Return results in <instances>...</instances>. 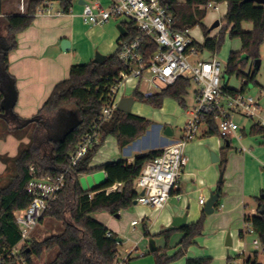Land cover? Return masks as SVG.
<instances>
[{
    "label": "trees",
    "instance_id": "1",
    "mask_svg": "<svg viewBox=\"0 0 264 264\" xmlns=\"http://www.w3.org/2000/svg\"><path fill=\"white\" fill-rule=\"evenodd\" d=\"M47 0H30L26 14H12L3 16V2L0 0V24L6 22L7 32L0 35V118L14 115L19 123L27 119L21 118L15 112L17 100L16 78L9 71V53L17 46V36L20 32L30 27L34 21L38 7ZM60 6L65 13H69L73 7V0H59ZM168 6L174 15V28L185 31L199 26L204 34L203 44L195 41L194 46L200 49H208L216 54L220 51L226 33L229 32L231 39H240L241 49L232 51L225 65V77L231 79L234 75L242 81L241 88L226 86L225 90L230 94L245 92L251 84H258L256 76L259 70L254 67V62L260 58V48L264 43V4H258L246 0H160ZM210 2H226L227 13L223 24L217 35L211 36L212 30L205 24L208 10L203 8ZM2 16V17H1ZM244 22L253 23L251 31L243 29ZM126 33L121 34L118 50L107 55L103 63L91 61L87 64H74L69 72L68 78L59 82L53 89L51 95L44 103L34 118V130L30 135V141L20 144L19 153L13 160V173L0 175V250L8 249L16 245L20 240L19 226L16 222L14 212L29 207L32 196L28 193V184L32 179L31 167L40 175H51L53 177L65 173V184L58 193V198L52 203L50 210L44 212L41 220L51 217L61 221L64 230L60 234L51 235L42 241L31 240L23 250L26 264H34V257H41L45 251L58 250L56 258L47 264H119V244L114 233L105 224L95 219L92 214L107 211L112 215L118 214L135 204L139 192L135 187V180L140 175L146 162L161 154V150L150 151L146 154L136 156L132 162L119 160L103 164L99 167H90V164L102 147L106 138L114 136L120 148L126 146L143 136L153 121L133 113L115 110L109 121L102 125L100 140L95 143L88 152L80 158L74 167L69 169L72 159L71 154L75 152L82 142L85 134L98 120L103 105L110 99V94L115 85L119 83L121 73L129 71L119 58L121 42L133 41L141 35L134 22H122ZM158 45L155 39L144 37L140 53L148 61L157 51ZM248 69L249 71H247ZM192 83L190 79L181 78L175 85L163 89L161 92L146 96L136 88L133 93L135 101L153 105L161 108L166 98H172L184 108L187 107L185 97ZM75 107L79 122L71 130L65 128L66 117H61L62 123L56 125L43 117L45 113H63L69 107ZM209 130L207 136L219 135L215 118L208 119ZM12 130L10 129L8 133ZM251 134L264 139V127L254 124ZM245 135V132H244ZM2 137L0 136V139ZM226 143H231L230 138H225ZM264 143V142H263ZM221 150L220 167L222 181L218 188L221 189L224 171L227 168V148ZM96 170L106 173L104 182H100L91 191H86L81 186V176ZM5 180L3 184L2 181ZM121 183V190H111L115 184ZM258 213L246 215V223H251L261 245L264 246V197H254ZM219 203L216 208H218ZM200 218L191 224L180 227H171L162 232L168 246L171 235L182 232L183 238L180 242L181 248L168 256L163 250L154 251L156 255L155 264H169L171 261L185 255L194 239L203 235L207 214L202 212ZM147 234L149 235L148 231ZM239 236L245 237L243 230ZM29 249V250H27ZM253 256L245 259V264H260L259 252L253 250ZM241 258V256H238ZM211 257L188 258L186 264H211ZM7 264H17L9 262Z\"/></svg>",
    "mask_w": 264,
    "mask_h": 264
},
{
    "label": "built area",
    "instance_id": "2",
    "mask_svg": "<svg viewBox=\"0 0 264 264\" xmlns=\"http://www.w3.org/2000/svg\"><path fill=\"white\" fill-rule=\"evenodd\" d=\"M220 5V3L210 2L203 8L218 12ZM52 12L51 0L45 1L38 8L39 14ZM57 14L61 12L58 11ZM121 18H125L128 23L134 22L141 33L131 42H121L122 50L119 58L128 66L129 71L121 73L119 83L113 87L110 99L103 105L98 120L85 134L77 150L71 154L72 163L69 169L79 163L80 158L99 142L102 125L111 119L120 100L124 97L119 96L123 81L133 78L137 82V89L144 84L147 92L143 93L149 96L175 85L181 78L190 79L191 83L197 85L196 102L192 110L188 112L189 118L183 126V138L160 149L161 154L147 161L135 180V187L139 192L137 203L159 210L166 207L173 191L179 186L184 167L188 163L185 153L186 144L197 138L202 126L205 125L209 130V118H215L220 137L242 138L243 135H238L241 126L235 117L240 115L249 119L257 118L258 121L255 124L264 127L263 108L259 99L248 95L246 91L233 95L225 90L230 79L227 80L225 77V64L218 59L219 53L213 54L208 49L194 46L197 40L191 34V29L176 30L174 15L160 0H111L107 7L100 4L96 6L84 4L83 20L86 24H104L111 19ZM144 37L155 39L158 45L157 51L148 61L140 53ZM261 96L264 97V90L261 91ZM31 174L33 177L27 190L32 196V201L28 208L14 212L19 226L20 240L13 247L0 250V264L13 261L17 264H26L23 250L33 239L32 233L40 223L44 212L50 210L65 184V173L57 177L40 175L31 167ZM115 189L121 190L122 184L118 183L111 187V190ZM141 191H144L143 195L140 194ZM200 203L204 204L205 199H200ZM138 222L134 220L132 225L135 226ZM243 231L245 235L257 234L251 223H246ZM107 235L112 237L114 233L108 232ZM253 246L259 255L260 253L264 255V246L261 245L258 237L253 240ZM238 256L241 258L234 260L233 264H245V259L253 256V252L248 254L244 249ZM259 263L264 264L262 261Z\"/></svg>",
    "mask_w": 264,
    "mask_h": 264
},
{
    "label": "crops",
    "instance_id": "3",
    "mask_svg": "<svg viewBox=\"0 0 264 264\" xmlns=\"http://www.w3.org/2000/svg\"><path fill=\"white\" fill-rule=\"evenodd\" d=\"M179 1L184 2L185 0ZM110 2L111 0H79L76 3L75 0H73V7L69 13H65L61 6H58L55 10H53L51 14H39L37 9L32 25L18 34L17 46L9 53V71L16 78L17 100L15 106L18 111V116L27 119L37 115L39 110L51 95L54 87L59 82L68 78L70 69L74 64H87L93 61L97 52L104 55H109L118 50L119 40L122 34L118 29L119 24L116 25L115 22L118 19H114V21L110 20L107 23L98 25H89L83 20L84 4L87 3L94 6L100 4L101 6L107 7L109 6ZM29 3L30 0H4L3 16L12 14H26ZM220 4V12L222 13V16H225L228 5L226 2ZM58 11H60L61 14H57ZM222 18L223 17L220 18L219 15L213 12L210 20H212V24L215 21L220 20L219 27H221ZM205 20L207 21V16ZM122 22L126 21L122 20ZM219 27L218 29L216 28L215 34H211V36H215L219 33ZM252 28L253 23H243L244 30L251 31ZM63 40H68L70 42L71 46L67 51L62 49ZM197 41L199 43H203L204 39L202 41ZM130 95H133V93L126 96ZM192 108L186 110L187 115L188 112L192 110ZM166 126L154 122L152 125L153 128L149 127L157 132L156 143L152 147L140 148L135 146L136 142L142 137L130 142L122 148H120L118 145L117 139L116 142L111 143L106 149H102L101 147L97 152L98 154L100 153V156L96 157V160H94L95 157L93 158L90 167L95 168L103 164L119 160H127L128 162H132L136 156L146 154L150 151L160 150L163 147L174 144L183 138L182 137L179 140L174 139L173 136L175 132L170 126V132L172 131V134L166 135L165 132H163V130L166 129ZM204 127L205 128L199 132L200 134H198L197 138L188 142L185 146V153L188 152V166L186 165L184 167L179 186L173 191L168 201V203L172 205L173 201L184 199V205H187L186 207L188 208V211L185 214V225L196 222L200 216H202L201 214L202 212H205L204 207L210 198V194L215 192L218 188L219 171L217 168H215V166L211 165L212 153H216V155H218V157L221 159L222 148L229 145V148L232 147L231 143H226V140L220 137L218 134L217 136L208 137L205 134L208 131V128L205 125ZM151 129L149 131H152ZM25 136L26 135L23 137ZM234 138L239 142L244 139L243 136L242 138L235 136L230 138L231 142ZM19 140L20 139L14 142V144L10 146L12 148H8V150L12 151L13 153L16 149H19V144H21ZM26 142H28V140H25V143ZM263 142L264 139L262 138L261 144H263ZM3 149L2 151H5ZM229 151L230 152L227 155L228 163L226 175H229L228 178L232 176L233 179L238 183H234L232 180L229 181L227 184L228 188L225 193H227V195L229 193L231 196L228 195L223 199L224 201L222 202L221 199L223 195L221 194L220 199L215 204L214 213L206 214L210 220L209 224L212 221V217L225 219V215L228 213H231V218L229 221L226 220V225L234 219L243 217L241 220L243 221L241 226L245 225L246 228V215H256L258 213V207L254 202V206L252 207L251 211L246 212L245 207L247 205L243 199L244 193L254 197H260L261 195H264V147L263 145L253 146L251 144H243L239 149V152H235L233 150ZM3 162H6L5 159L0 162V174L6 167ZM261 168L263 173L259 175L257 179L255 176L257 173H260ZM102 172L104 173L106 179V173L104 171ZM247 175H249L251 178L248 180V185L246 183V178H248ZM200 199H205V203L201 204ZM218 203L219 206L216 208ZM226 204L231 205L232 208L225 212L223 209L225 208ZM163 209H159L158 212H161V218L163 219L165 227H167L164 229L165 231L173 227L171 224L173 215L181 214L175 210L162 211ZM144 212L145 211H143V213ZM92 216L110 228V230L117 235V238H120L118 236L120 230L119 228L115 229L117 223L114 222L117 214L112 216V214L109 213H101L103 218L100 217L99 213L92 214ZM119 217L121 216L119 215L117 218ZM43 220H41L40 223L43 222ZM239 224L240 223L238 222V225ZM137 225H139V222ZM137 225L132 226L136 227ZM63 230L60 233H62ZM241 230L243 229H240L239 233ZM200 237L201 236L195 238L194 243H196ZM182 238L183 235L177 243L176 252L179 250V248H181L180 242ZM120 239V243H122L123 240L122 238ZM156 246L157 249L163 247L159 244ZM147 249L149 252H151L150 244L148 245ZM54 250H56V253L51 261H53L58 254V250ZM131 257L132 252L129 253L127 259L124 261L130 262L129 260H131ZM199 257L212 258V256L209 255H200L195 257H187L186 261L188 258Z\"/></svg>",
    "mask_w": 264,
    "mask_h": 264
},
{
    "label": "rangeland",
    "instance_id": "4",
    "mask_svg": "<svg viewBox=\"0 0 264 264\" xmlns=\"http://www.w3.org/2000/svg\"><path fill=\"white\" fill-rule=\"evenodd\" d=\"M79 0H75L77 3ZM53 3V10H55L58 6H60L59 0H52ZM94 6V5H92ZM84 9V5H83ZM216 13L219 15V17H223L221 19V24H223L224 15L222 16V13L216 12L212 9L208 10L207 13V21L205 20V24L207 26H211L212 23L210 20L212 13ZM114 21V19H111V21ZM124 21L125 18H121L116 22L117 24H120ZM220 28V27H219ZM218 29V28H217ZM220 31V29H219ZM7 32L6 29V22L3 21L2 24H0V35L3 36ZM216 32V29L212 31V35H214ZM191 34L195 36V38L199 41H202L204 39V34L199 26L193 27L191 29ZM226 38H224L223 45L217 54L218 59L223 63L227 64L230 54H232V51L240 50L241 49V41L240 39H231L229 36V32L225 35ZM96 56V54H95ZM95 59V58H94ZM193 57L191 58V60ZM260 59L262 60V65L260 70L257 73L256 76V82L258 84H251L250 87L247 88L246 92L248 95L253 96L256 99H259V101L262 103L263 108V114H264V97L261 96V91L264 90V43L261 45L260 48ZM249 71L248 69H246ZM136 81L133 78H128L125 81L121 83L120 87V94L119 96H126L129 94L134 93L133 91L136 90ZM242 81L237 79L235 75L230 79L229 86H232L233 88H241ZM197 89V85L192 83L191 87L188 89V94L185 97L187 107H182L177 100H174L172 98H166L162 107L157 108L150 104H145L139 101H135L133 107H132V113L135 115L146 117L153 121V123H157L160 125H167V127H172L174 130V136L173 138L176 140H179L183 137L184 131L183 126L187 120L188 115L186 113V110L192 108V106L195 104V90ZM139 90L142 92H147V88L144 84H141L139 87ZM63 113H45L43 114V117L56 124L60 125L62 123L61 117H68L69 114L72 111H76L75 107L71 106L67 108L66 110H63ZM14 112L17 114V109L15 106ZM32 118V117H30ZM27 118V119H30ZM235 120L240 124L241 129L239 130L238 135H243V140L239 142L237 139H233L231 142V148H227V155L230 152L229 150L237 151L239 152V149L242 147L243 144H251L253 146L263 145L261 144L262 138L256 135L251 134V127L257 123V118H247L245 116L237 115L235 117ZM17 120L14 115H8L6 118L1 117L0 118V136L2 137L0 140V162H2L5 159V169L1 172L0 175L7 176L10 173H13V160L18 155L19 149H16L13 153L12 151H9L8 148H12V144L16 142L18 139H20L21 144H26L30 141V135L33 133L34 130V122L28 124L25 127H18L17 126ZM153 125V124H152ZM152 127V126H150ZM153 128V127H152ZM205 127L202 126L200 131H202ZM245 128V129H244ZM12 130L10 133L9 130ZM151 128H148L146 131V135L141 136L142 138L139 139L135 146L140 148H148L152 147L156 143V137L157 132L155 130L151 129L152 131H149ZM166 129L163 130V132L166 131ZM245 132V135H244ZM166 133V132H165ZM11 135V136H10ZM26 135L25 137H23ZM211 136H217V135H211ZM208 136V137H211ZM26 138V139H25ZM17 139V140H16ZM25 140L28 142L25 143ZM116 142V138L112 135L108 136L105 140V142L102 145V149H106L110 146L111 143ZM225 142V141H224ZM20 145V144H19ZM4 148V149H3ZM5 150V151H2ZM9 151V152H8ZM5 157H4V155ZM6 153V154H5ZM186 155L188 156V152H186ZM100 153L95 155L96 157H99ZM228 157V156H227ZM211 165L215 166V168L219 171V181L221 179L222 171L220 167V161L213 163L211 160ZM188 166V165H187ZM260 173H257L255 176L258 179V176L263 173L262 168L260 169ZM223 176V185H222V202L223 199L226 198L228 195L231 196V194L225 193L228 188V182L233 181L236 182L232 176L228 178L229 175H226V169L224 171ZM248 178H246V183L248 185V180L251 178L249 175H247ZM6 178L2 181L1 184L5 182ZM105 175L102 171L96 170L94 172H91L89 174H84L81 176L80 182L81 186L86 191H91L93 188H95L97 185L100 184V182H104ZM218 181V183H219ZM241 194V192H240ZM211 195V194H210ZM187 196V194H186ZM243 197V196H242ZM254 196L246 195L244 193L243 199L246 202L245 210L246 212H250L252 207L254 206ZM187 205H184V199L183 200H175L173 201L172 205L168 203L166 207L162 210H175L181 214V216H185L186 212L188 211ZM234 206V205H233ZM232 208L231 205L226 204L225 208L223 209L225 212L229 211ZM143 211H145L143 213ZM222 212V213H225ZM100 215L101 213L108 214L107 211H100L96 212V214ZM201 213V211H200ZM217 213V212H216ZM219 213V212H218ZM95 214V213H94ZM110 214V213H109ZM121 217L117 218L115 217L114 222L117 223L115 226L116 228H119V237L122 238V243L119 244L118 251H119V258L121 262L119 264H155L156 262V255L154 252H149L147 247L150 244V240L153 239L157 244L163 246L162 248H158L160 250H163L166 252L167 255L171 256L173 255L177 250V243L182 237V232L176 231L174 232L168 242L167 248L166 246V240L165 237L162 235V232L165 227L163 219L161 218V212H158L157 209L149 207V206H142L140 204H134L128 209H124L118 213ZM113 216V215H112ZM179 216V215H173V217ZM226 218H214L212 217V221L209 224L210 220L208 219V216L206 218L205 227L203 230V235L198 239V241L190 246V248L187 249L185 255L171 261L169 264H185L187 257H195L200 255H209L212 256V262L211 264H233L234 260H238V255L241 253L244 248L246 249L248 254H251L252 251L255 249L253 246V240L257 237L256 234L248 233L245 235L244 238H241L239 236V230L245 229V225L241 226L242 218L234 219L230 221L226 225V220L229 221L231 218V213H228L225 215ZM210 218V216H209ZM136 219L139 221V225L136 227H133L131 225V222ZM173 219V218H172ZM238 222L240 223L238 225ZM64 226L61 221H58L51 217H45L43 222L39 223L35 230L32 233L33 240L40 241L47 236L60 234V232L63 230ZM147 231L149 235L147 234ZM35 232V233H34ZM230 235L232 245L227 246L226 242L228 239V236ZM132 252V257L130 262H125L124 260L127 259L129 253ZM56 253V250L52 251H45L41 257H34L33 262L34 264H47L51 262V260L54 258ZM259 261L264 262V255L260 253L258 257Z\"/></svg>",
    "mask_w": 264,
    "mask_h": 264
},
{
    "label": "water",
    "instance_id": "5",
    "mask_svg": "<svg viewBox=\"0 0 264 264\" xmlns=\"http://www.w3.org/2000/svg\"><path fill=\"white\" fill-rule=\"evenodd\" d=\"M246 1H253V2H256L258 4H264V0H246ZM84 3V1H83ZM220 26V20L218 21H215L210 29L211 30H214L216 28H218ZM118 29L120 31V33L122 34H125L126 33V30L124 28V26H122V24H119L118 25ZM70 42L68 40H63L62 41V49L64 51H67L70 49ZM107 58V55H104V54H101L99 52L96 53V56H95V59L93 60L95 63H103ZM261 64H262V60L259 58L257 59L255 62H254V67L256 68V70H260L261 68ZM226 79L228 80V77H226ZM135 103V98L133 97V95H130V96H124L119 104H118V107L117 109L120 111H124V112H127V113H132V107ZM39 121V118H30V119H27L26 121H23L22 123L20 122L19 123V127H25L27 126L28 124L34 122V121ZM79 122V118L77 116V113H75L74 111H72L66 121V124H65V128L67 130H71L75 125H77ZM166 135H171L172 134V131L170 132V127H167L166 131H165ZM212 161L213 162H219L220 161V158L218 157V155H216V153H212ZM220 181H222V176H221V179ZM141 195L144 194V191H141L140 193ZM264 197V195H262ZM221 197V189L220 188H217V190L215 192H213L211 195H210V198L209 200L207 201V203L205 204V207H204V211L205 213L207 214H212L214 213L215 211V204L218 202V200L220 199ZM135 204H137V201H135ZM261 213L263 214L264 213V206L262 207L261 209ZM119 216V214H117V217ZM185 222H186V216H175L173 217V220H172V226L173 227H182L185 225ZM116 241L118 243L121 242V239L120 238H117ZM226 245L227 246H231L232 245V241H231V237L230 235L228 236V239H227V242H226ZM157 250V246H156V243L153 239L150 240V251L151 252H154Z\"/></svg>",
    "mask_w": 264,
    "mask_h": 264
},
{
    "label": "flooded vegetation",
    "instance_id": "6",
    "mask_svg": "<svg viewBox=\"0 0 264 264\" xmlns=\"http://www.w3.org/2000/svg\"><path fill=\"white\" fill-rule=\"evenodd\" d=\"M69 115H70V114H69ZM68 117H69V116H68ZM68 117H66V119H65L66 121H67ZM66 121H65V124H66Z\"/></svg>",
    "mask_w": 264,
    "mask_h": 264
}]
</instances>
